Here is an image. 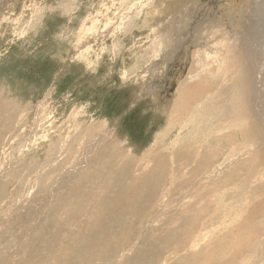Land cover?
<instances>
[{"label": "rangeland", "instance_id": "obj_1", "mask_svg": "<svg viewBox=\"0 0 264 264\" xmlns=\"http://www.w3.org/2000/svg\"><path fill=\"white\" fill-rule=\"evenodd\" d=\"M260 2L0 0V264H264Z\"/></svg>", "mask_w": 264, "mask_h": 264}, {"label": "bare ground", "instance_id": "obj_2", "mask_svg": "<svg viewBox=\"0 0 264 264\" xmlns=\"http://www.w3.org/2000/svg\"><path fill=\"white\" fill-rule=\"evenodd\" d=\"M264 0H261V2L260 3H262ZM253 5H254V3H253ZM258 5V3L256 2V4H255V6H254V8L256 7ZM260 7V6H259ZM253 8V9H254ZM254 11V10H253ZM256 12L254 13L255 15H257V13H259L260 11H261V8H256V10H255ZM260 14V13H259ZM254 15V16H255ZM124 17V16H123ZM125 17H127V16H125ZM252 20V19H251ZM253 21V20H252ZM252 23V22H251ZM253 24V23H252ZM251 24V25H252ZM246 26V25H245ZM264 26V25H263ZM247 27V26H246ZM259 27H262V26H259ZM249 28V27H248ZM248 28H247V30H248ZM252 29V28H251ZM261 30V29H260ZM262 31H264V30H262ZM248 32V31H247ZM102 34V33H101ZM249 35H250V33H249ZM261 38V37H260ZM243 41L244 40H241L240 41V47L241 48H244L243 50V52L241 51V53H242V55H243V60H244V62H245V64H246V66L242 69V71L243 72H245L246 74H245V76H246V79H247V82H249V84H247L248 85V87H249V90H250V95H251V100H250V102H251V105H253L254 107L257 105V103H255V97H257V93H256V86L258 87V96H259V94H260V96H261V100H263L264 99V67H263V69H261L260 68V70H262L263 72L261 73V71H260V74H259V76L257 77V80H256V74H255V72H257V71H255L256 70V67H255V63H256V61L257 60H255L254 61V58L252 57L251 59L247 56V54H246V52H245V49H247V47H251V42H245V44H243ZM255 41H256V39H255ZM236 47H234V49H233V51L235 52V54H236V49H235ZM264 59V58H263ZM263 59H262V61L261 62H263ZM247 61V62H246ZM236 62H237V60H236ZM236 62L234 63V64H236ZM230 64H233V59L230 61ZM262 66H264V62L262 63ZM155 65H153L152 66V69H155ZM258 69H259V67H258ZM154 71V70H153ZM259 72V71H258ZM195 86H196V84H193V83H191V84H189V85H187L186 86V89H184V88H181V89H183L181 92H180V94H181V96L182 97H185L186 96V93L187 92H189V97H190V93L191 94H196V95H200L199 93H198V89H196L195 88ZM199 88V87H198ZM152 94V93H151ZM202 95V94H201ZM194 98V97H193ZM193 98H191V99H193ZM258 100V99H257ZM259 104V103H258ZM6 105V104H5ZM6 106H8V105H6ZM262 107H263V105H262ZM8 108V107H7ZM3 109H5V108H3ZM6 110V109H5ZM255 115H254V117L256 118V120H257V124H258V126L260 127V129H261V131H262V133H264V115H263V111L262 110H260V112H257L256 111V108H255ZM258 115V116H257ZM39 127V124H37L36 125V128H38ZM79 128H80V126H76L75 127V130L76 131H78L79 130ZM118 136H120V132L118 133ZM167 137V136H166ZM74 138V141L75 140H77L76 138H75V135H73V134H71L70 136H67V138H66V140L63 142V145H62V147H61V150H62V152L63 151H67V152H69L70 150V148L72 147V145H73V143H70V140H72ZM85 139V137H82V139ZM121 138V137H120ZM168 138V137H167ZM79 139V138H78ZM81 139V138H80ZM79 139V140H80ZM87 139H90V138H87ZM78 140V141H79ZM91 140H93V139H91ZM162 140V139H161ZM94 141V140H93ZM95 142V141H94ZM93 142V143H94ZM75 143H76V141H75ZM117 143H111V145L112 146H114V148H115V150L117 151V152H119L121 149H118V145H116ZM97 146V144H96V142H95V144L93 145V148H95ZM108 146H110V145H106V146H104V147H108ZM100 150V149H99ZM115 150H113V152L114 153H117ZM122 151V150H121ZM120 151V153L121 154H124V152L122 151L121 152ZM115 158H116V154H115V156H114ZM106 160H108V158H111V157H109V156H106ZM97 163V162H96ZM96 166H98V165H96ZM105 166V165H104ZM102 168V167H101ZM100 169V168H99ZM94 177V176H93ZM101 179H104V178H100V180ZM110 179H111V177H110ZM109 179V180H110ZM108 180V181H109ZM95 181V180H94ZM93 181V186H95V182ZM99 181V180H98ZM108 181H106V186L102 189L103 190V192H105V193H108V191L111 189V188H113V187H111L110 186V184H109V182ZM98 183V182H97ZM91 184V183H90ZM108 186H110V187H108ZM108 187V188H107ZM79 192V191H78ZM77 197V196H76ZM68 202V201H67ZM74 212V211H73ZM73 212H71V214L73 213ZM75 213V212H74ZM199 213V212H198ZM196 214V213H195ZM194 216V215H193ZM196 217V216H195ZM199 218H200V216H199ZM191 226V225H190ZM198 226V225H197ZM196 226V227H197ZM192 228H195V227H193V225L191 226ZM192 228L190 229L189 228V230H188V232H190V230H192ZM194 230V229H193ZM192 230V231H193ZM196 230V229H195Z\"/></svg>", "mask_w": 264, "mask_h": 264}]
</instances>
